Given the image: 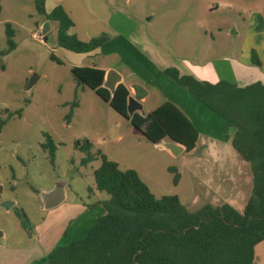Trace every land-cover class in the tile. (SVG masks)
Returning a JSON list of instances; mask_svg holds the SVG:
<instances>
[{"label":"rangeland","instance_id":"rangeland-1","mask_svg":"<svg viewBox=\"0 0 264 264\" xmlns=\"http://www.w3.org/2000/svg\"><path fill=\"white\" fill-rule=\"evenodd\" d=\"M57 6L74 23L68 33L80 40L112 38L120 29L130 40L145 39L171 65L184 57L196 62L227 57L234 60L235 73L245 83L239 86L264 82V0H43L46 14ZM0 7V121H4L0 128V252L4 259L22 260V252L14 249L33 243L27 231L41 226L40 221L50 239L51 223L56 217L63 222V214H72L71 203L80 199L87 214L73 222L68 218L65 228L83 224V230L72 237L85 234L104 210L101 201L107 197L94 182L101 154L122 170H136L155 196L176 194L190 210L222 202L243 209L252 173L247 162L233 155L231 140L218 146L200 138L194 149L178 155L159 148L130 118L71 72L75 65L119 70L123 66L119 53L99 47L81 54L59 46L58 22L39 13L35 0H0ZM46 21L45 40L41 26ZM6 22L16 46L2 54L8 47ZM31 77L35 81L27 89ZM123 77L127 84L134 78H126V73ZM159 100L151 91L143 111L149 114ZM19 108L21 113L15 114ZM46 134L55 144L53 160L42 148ZM77 141L91 143L93 159L82 162L87 152L76 146ZM58 183L67 197L58 206L44 209L43 194ZM5 200L15 203L5 209L1 206ZM253 264H264V240L255 246Z\"/></svg>","mask_w":264,"mask_h":264},{"label":"trees","instance_id":"trees-1","mask_svg":"<svg viewBox=\"0 0 264 264\" xmlns=\"http://www.w3.org/2000/svg\"><path fill=\"white\" fill-rule=\"evenodd\" d=\"M35 3L47 20L58 22L57 44L61 47L86 53L109 38L101 35L80 40L76 34L68 33L74 23L61 6L46 14L43 0ZM5 33L8 47L2 54L16 46L8 22ZM46 37L44 34L43 39ZM252 62L259 63L256 59ZM71 72L119 114L130 118L151 142L170 137L185 145V151L196 146L197 128L174 103L166 100L145 116L130 114L129 89L123 82L111 91L103 86V68L75 65ZM165 73L232 125L231 146L252 173L251 192L243 209L239 211L222 202L190 210L176 194L155 196L136 170H122L116 161L101 154L94 182L98 191L107 194L101 201L104 212L83 236L57 245L47 258L49 264H253L255 246L264 240V82L239 86L220 79L211 83L192 74H181L176 67H167ZM20 113L21 108L15 111ZM3 123L0 121V128ZM75 144L87 152L83 163L93 159L89 141ZM42 148L53 160L55 144L48 134ZM169 169L175 171L173 167ZM177 181L175 174L174 182Z\"/></svg>","mask_w":264,"mask_h":264},{"label":"crops","instance_id":"crops-1","mask_svg":"<svg viewBox=\"0 0 264 264\" xmlns=\"http://www.w3.org/2000/svg\"><path fill=\"white\" fill-rule=\"evenodd\" d=\"M111 44H114V47L112 50H108ZM100 48H105L107 52L119 53L121 55L123 66L119 70L116 69L121 75V82L124 83L123 73H126V78L134 77L128 84L124 83L129 89V95H136L134 85H140L145 89L146 93L138 99L141 103V109L135 110L141 112L142 116L147 115L143 111V103L151 96L152 91L160 97L159 103L154 108L168 100L174 103L192 121L198 130L197 143L204 140L208 144L211 142L221 146L222 143L227 144L231 140L233 133L232 125L199 101L183 85L169 78L165 73V69L167 67H176L181 74H192L200 80H206L211 83H215L220 79H226L238 85L245 84L240 82L239 77L235 73V62L233 59L226 57L218 62L211 60L196 62L184 57L181 59V63L176 62L171 65V63L167 62V58L165 56L163 57L157 49L151 45H147L145 39H142L141 42L130 40L128 33L120 29H116L115 35L112 38L109 37ZM96 49L81 54H91ZM109 69L111 68L107 67L104 70L107 71ZM233 155L239 156L235 150ZM64 191L66 198L67 192L65 188ZM71 204H73L70 208L72 214H63V222L60 218L56 217L51 223L54 227V234L52 233L50 239L46 237V230L42 225L44 222L40 221L39 224L41 226H33L31 229L29 227V231H27L29 232L28 236H30L28 238L33 239V243L28 247L21 246L18 250L16 248L14 249V251L22 252V260H18V258L6 260L0 252V264H49L45 256L51 253L57 245L66 243L69 239L80 238L81 236H72L83 230V224L75 226L74 228L68 227L67 229L65 226L68 218L69 220L71 218L73 222L75 218L78 219L81 215L87 214V208H84L82 199L77 203L72 202ZM103 212L104 210L101 214ZM1 233L2 236L3 232L1 231Z\"/></svg>","mask_w":264,"mask_h":264},{"label":"water","instance_id":"water-1","mask_svg":"<svg viewBox=\"0 0 264 264\" xmlns=\"http://www.w3.org/2000/svg\"><path fill=\"white\" fill-rule=\"evenodd\" d=\"M49 30V22H44L41 26V33L42 35L46 34ZM35 81L34 77H31L28 84L27 89L30 88ZM121 82V75L114 69H109L105 71L103 86L108 88L109 90L113 91L115 86ZM136 95L131 96L129 95L127 98V111L128 113H132L135 110L141 109V103L138 99L143 96L146 91L140 85H134ZM159 148H165L168 150L172 155H178L182 151H185V145L176 142L174 140H161L158 143H155ZM65 199V191L62 184H56L51 190L47 191L42 196V205L44 209H51L58 206L62 203ZM13 204L12 201L5 200L1 203V206L5 209H8ZM0 231V236H1Z\"/></svg>","mask_w":264,"mask_h":264},{"label":"built area","instance_id":"built-area-1","mask_svg":"<svg viewBox=\"0 0 264 264\" xmlns=\"http://www.w3.org/2000/svg\"><path fill=\"white\" fill-rule=\"evenodd\" d=\"M37 34H34V36H36Z\"/></svg>","mask_w":264,"mask_h":264}]
</instances>
